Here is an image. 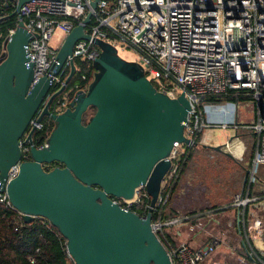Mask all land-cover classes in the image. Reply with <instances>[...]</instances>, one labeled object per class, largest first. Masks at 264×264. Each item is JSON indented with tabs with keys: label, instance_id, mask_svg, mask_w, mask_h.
Listing matches in <instances>:
<instances>
[{
	"label": "water",
	"instance_id": "95a60500",
	"mask_svg": "<svg viewBox=\"0 0 264 264\" xmlns=\"http://www.w3.org/2000/svg\"><path fill=\"white\" fill-rule=\"evenodd\" d=\"M13 1L15 15L30 0ZM98 1L59 48L54 73L68 61L70 72L53 93L49 78L34 82L33 35L24 20L7 42L0 62V189L25 222L49 220L66 239L75 264H172L153 230L152 213L176 143L195 144L184 134L192 103L184 92L178 98L159 92L141 64L122 58L116 46L85 31ZM82 39L101 49L94 63L97 72L68 109L53 114L54 99L76 74L73 52ZM89 109L95 112L89 114ZM46 116L54 121L47 146L36 147L34 127L23 140L32 120ZM26 143L29 160H23ZM55 162L60 165L46 169ZM141 188L151 197L146 216L113 199H133Z\"/></svg>",
	"mask_w": 264,
	"mask_h": 264
},
{
	"label": "built area",
	"instance_id": "2783aa9c",
	"mask_svg": "<svg viewBox=\"0 0 264 264\" xmlns=\"http://www.w3.org/2000/svg\"><path fill=\"white\" fill-rule=\"evenodd\" d=\"M93 1L30 0L21 6L16 14L18 22L24 20L33 35L30 52L35 68L34 82L47 77L52 81L53 90L64 84L66 78L63 76L70 72L69 61L59 74H55L59 48H52L49 42L57 29L67 35L81 24L92 10ZM13 2L16 8V2ZM14 31L11 29L3 41L0 55L6 53L7 42ZM85 31L92 38L102 39L116 47L119 39L128 41L139 52L131 61L142 65L146 77L151 82L155 80L157 86H154L159 92L170 98H178L183 92L186 94L192 103V111L184 134L193 142L196 134L203 135L208 129L238 128V124L214 123L206 119L199 107L204 97L226 95L232 91L251 92L260 108L256 121L241 127L255 134V149L245 164L249 171L247 184L235 196L232 206L241 210L258 201V173L260 166L264 165V0H99ZM100 56L101 49L92 40L82 39L75 44L76 74H81L80 81L75 84L76 94L88 89L97 72L94 63ZM73 98L70 100L69 93H65L51 106V112H64ZM53 124L49 116L40 122L35 117L23 140L33 127L35 133L43 131L48 139ZM47 139L39 145L35 143L36 147L47 146ZM186 145L193 144L176 143L171 152L172 168L168 174L178 171L179 154ZM224 147L230 145L226 143ZM22 148L23 160H29V144ZM168 174L154 210L168 206L170 202V194H164ZM140 190L133 199H113L132 210L140 202ZM0 203L17 211L1 189ZM148 207L150 209V205ZM212 213L215 210L176 213L165 219L153 220V230L170 254L172 264H219L214 258L205 263L211 252L217 251L221 245L216 236L205 240L202 234L206 228L201 218ZM18 214L21 215L20 212ZM250 215L248 231L253 230V237L261 236L264 233L261 218L253 212ZM37 219L51 224L47 219ZM177 239H180L179 243ZM247 254L253 258L255 251L249 250ZM30 261L35 263V256L30 257Z\"/></svg>",
	"mask_w": 264,
	"mask_h": 264
},
{
	"label": "rangeland",
	"instance_id": "374dc122",
	"mask_svg": "<svg viewBox=\"0 0 264 264\" xmlns=\"http://www.w3.org/2000/svg\"><path fill=\"white\" fill-rule=\"evenodd\" d=\"M65 37L66 34L61 29H57L49 42V46L55 49L60 48ZM117 46L118 54L126 60H135L139 54L135 47L130 45L126 40L119 39ZM5 57L6 53L2 52L0 62ZM152 82L154 85H157L155 80ZM243 94L246 96L242 97L238 102L227 101L225 104L219 106L204 104V117L214 123L227 122L232 125H243L244 123V125H247L255 122L257 111L260 108L259 103H257V100L251 92H245ZM88 112L91 114L93 110L89 109ZM221 131L224 132L223 130L217 129L218 136L222 139L223 134ZM239 134V146H232V148L242 150V159L238 160L236 158L235 162L230 159L232 158L230 155H228L230 157L228 158L224 155L225 153L219 152L218 150L199 147L194 151L192 160L189 163L190 170H193V172L190 174L189 183H185L184 199L196 201L194 205L199 204L204 207H216L214 209L215 213L201 218L206 228L202 232L204 239H210L212 234H215L221 243L217 251L211 252L205 263L208 262L209 258H218L219 264H250V259L246 252L243 249H238L239 234L236 226L235 212L232 210V203L235 196L240 193V186L245 171L247 170L246 166H244L243 170V165L250 160L255 149L256 139L255 134L250 129H241ZM223 150L225 149L222 148L221 151ZM258 177V185H260L262 181L264 182V165L260 166ZM171 200L172 197L170 202ZM170 202L166 207L169 213L172 211L174 213H188L191 209L188 206H180L178 208L176 204L172 205ZM200 207L196 205L194 209L197 210ZM179 241L180 239H177V243ZM241 257L245 258L246 261H242L243 258Z\"/></svg>",
	"mask_w": 264,
	"mask_h": 264
},
{
	"label": "trees",
	"instance_id": "16d2710c",
	"mask_svg": "<svg viewBox=\"0 0 264 264\" xmlns=\"http://www.w3.org/2000/svg\"><path fill=\"white\" fill-rule=\"evenodd\" d=\"M14 10L15 6L12 0H0V47L3 41L9 36V31L11 29H16L18 25L17 15L13 14ZM67 75L68 73L64 78H66ZM80 76V73L74 76L68 84L66 92L60 95L54 103L58 102L67 92L69 93V99L71 100L73 98L77 91V89L74 91L75 84L80 81ZM59 88V86L56 87L53 92L57 91ZM243 93L245 92L232 91L226 95L206 96L201 100L199 107L203 111L204 104L221 105L225 104L227 101L238 102L242 97L246 96ZM94 112L95 110H93L92 113ZM86 120L85 122H87ZM34 139L35 143L39 145L45 142L47 138L44 136L43 131H39L35 133ZM201 139L202 133H198L195 135L194 145H186L183 147L184 151L179 154V169L176 173L171 172L168 174V184L164 189V194H170V196L173 197L181 184L183 174L190 165L189 163L192 160L194 151L199 147L203 148L200 144ZM55 165L58 166L60 163L55 162L51 167L47 166L46 169L50 170L55 167ZM150 203L151 197L147 194V190L142 188L140 190V202L135 204L132 210L140 216H146L149 212L148 206ZM166 207L167 206H160L157 210H154L152 213L153 220L165 219L178 213H174L173 211L169 213ZM215 208V206L202 207V209H197L188 213L214 210ZM32 256L36 258L35 263L30 261V257ZM0 264H75V262L67 252L66 239L55 226L41 219H36L33 222L27 223L17 211L6 208L0 203Z\"/></svg>",
	"mask_w": 264,
	"mask_h": 264
},
{
	"label": "crops",
	"instance_id": "0c3cea01",
	"mask_svg": "<svg viewBox=\"0 0 264 264\" xmlns=\"http://www.w3.org/2000/svg\"><path fill=\"white\" fill-rule=\"evenodd\" d=\"M245 124V123H244ZM243 124V125H244ZM242 125L238 124V128H229L227 130H223V129H208L205 130V132H203L202 135V139H201V145H207V146H221L223 149V151L218 150L219 152L225 153L224 155H226L228 158H230L228 155L232 156V158H230L231 160L235 161V159L237 158L242 159L243 158V152L241 149H234L232 148V146L236 147L239 146V140H240V130L241 129H245L241 127ZM218 130H223L224 132H222L223 137L222 139L218 136L219 133L217 132ZM228 143L230 145V147L226 148L224 147L225 144ZM204 148V147H203ZM215 150V149H214ZM236 162V161H235ZM246 163V162H245ZM244 166H246L245 164L243 165V170H244ZM193 172V170H190V166L186 169L185 173L183 174L182 180H181V184L179 185L177 191L174 194V197H172L171 200V204H176V206H178V208L180 206H188L191 209L190 211H195V206L198 205L199 207L202 205L199 204H195L194 201H189L185 198V192H184V188H185V183H189L190 177H191V173ZM246 173V172H245ZM244 178H245V174H244ZM244 178H243V182H244ZM243 182L240 186V190L239 192H241V190L244 189L243 187ZM257 190V196H258V201L254 202L252 205L247 206L246 208H242L240 209H236L233 208L232 210L235 212V216H236V226L238 229V234H239V243H238V249L240 250H244L247 254V251L249 250H254L255 251V256L253 258H249L250 259V264H263L264 263V233L261 234V236H256L253 237V230L252 232L248 231V218H250V214L253 212V214H255L257 217L261 218L262 222H263V230H264V182H262L259 186L256 187ZM218 203V202H217ZM204 207V206H202ZM202 207L198 208V209H202ZM240 221V223L238 222ZM213 236H217L215 234H212ZM248 256V254H247ZM243 258V257H241ZM218 260V258H216ZM242 261H246L245 258L242 259Z\"/></svg>",
	"mask_w": 264,
	"mask_h": 264
},
{
	"label": "flooded vegetation",
	"instance_id": "af4514ba",
	"mask_svg": "<svg viewBox=\"0 0 264 264\" xmlns=\"http://www.w3.org/2000/svg\"><path fill=\"white\" fill-rule=\"evenodd\" d=\"M57 98H58V97H57ZM57 98H56V99H57ZM56 99H54V101H53L52 105L54 104V102L56 101ZM55 166H57V165H55Z\"/></svg>",
	"mask_w": 264,
	"mask_h": 264
}]
</instances>
